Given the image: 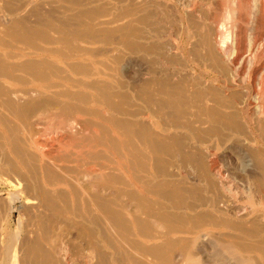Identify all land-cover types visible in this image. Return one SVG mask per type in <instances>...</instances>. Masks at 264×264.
<instances>
[{
	"label": "rangeland",
	"instance_id": "374dc122",
	"mask_svg": "<svg viewBox=\"0 0 264 264\" xmlns=\"http://www.w3.org/2000/svg\"><path fill=\"white\" fill-rule=\"evenodd\" d=\"M196 1L0 0V165L15 170L23 264H264V155L230 107L255 91L264 20L248 80L225 93L211 80L226 73L210 47L230 3ZM250 1L238 73L256 48ZM70 119L74 130L63 129Z\"/></svg>",
	"mask_w": 264,
	"mask_h": 264
},
{
	"label": "bare ground",
	"instance_id": "6f19581e",
	"mask_svg": "<svg viewBox=\"0 0 264 264\" xmlns=\"http://www.w3.org/2000/svg\"><path fill=\"white\" fill-rule=\"evenodd\" d=\"M217 1V0H216ZM215 1V2H216ZM226 2L230 3V7L228 6L227 8H225V12L223 13V17L220 19V17L218 18V22H217V27H216V35H215V39L214 40V44L213 47H210L214 49L215 51V55L217 54L220 63H218V68H221L222 72H225L226 74L221 75V73H216L220 70L216 69L213 70V72H211V80L221 84L220 87H216L217 89H223V92H225L226 90H230L231 87L233 85L237 84V81L239 84H244L246 83V81L249 78L250 72L252 70V66L254 64L255 58L258 57L261 52H260V48L258 46L260 39V35L258 34V30L261 26V23L259 21V17L260 15H262L263 20H264V0H251V3H248L249 5L246 7H249V10L247 11V15L249 16V20L246 22V20H244L246 23H249L248 26V31L246 29V31L248 32V39H249V43L252 47H256L255 51L253 53V55L251 57H249L247 59L246 58V62L245 64V68L244 71L242 70V74L238 73L237 69L238 64L235 61H238L240 57L239 55V36H240V27H241V23L239 22L241 16L243 17L244 11H243V5L241 4V0H224ZM189 2V1H188ZM214 2V1H213ZM214 2V3H215ZM193 6H195V4L197 3L196 0H192ZM217 4V3H216ZM214 4V5H216ZM228 4V3H227ZM207 5V4H206ZM211 5V4H209ZM191 6V5H190ZM192 6V7H193ZM156 7V6H155ZM189 7V6H188ZM196 7V6H195ZM212 8V7H211ZM216 8V7H215ZM221 8V9H222ZM218 11V10H217ZM246 11V10H245ZM184 14V13H183ZM164 15V14H163ZM169 15V14H168ZM190 15V12H189ZM194 15V14H193ZM206 15V14H205ZM146 16V15H145ZM167 16V15H166ZM215 16V15H214ZM213 17V15H212ZM261 17V18H262ZM211 18V17H210ZM244 18V17H243ZM140 19V18H139ZM212 20V19H211ZM216 20V19H214ZM213 20V21H214ZM262 20V19H261ZM192 21V20H191ZM211 21V22H213ZM242 21V20H241ZM243 21V22H244ZM157 22V21H156ZM190 22V21H189ZM209 22V21H208ZM216 22V21H215ZM213 24V23H212ZM211 25V24H210ZM260 25V26H259ZM214 26V25H213ZM262 27V26H261ZM196 28V27H195ZM213 28V27H211ZM246 28V26H245ZM264 28V27H263ZM262 28V29H263ZM205 29V27H204ZM209 29V28H208ZM175 31V30H174ZM210 31V30H208ZM242 31V30H241ZM264 31V30H263ZM165 32V30H164ZM243 32V31H242ZM246 32V33H247ZM262 32V31H261ZM159 33V30H158ZM163 33V32H162ZM208 33V32H207ZM155 34V33H154ZM167 35V34H166ZM214 35V34H213ZM264 35V34H263ZM262 35V36H263ZM156 36V35H155ZM177 36V35H176ZM206 36V35H205ZM210 36V35H209ZM242 36V35H241ZM211 37V36H210ZM214 37V36H213ZM247 38V37H246ZM163 39V38H162ZM206 39V38H205ZM209 39V38H208ZM241 39V38H240ZM244 40V39H243ZM247 40V39H246ZM209 41V40H207ZM166 43V42H165ZM243 43V42H242ZM240 43V45L242 44ZM248 43V40H247ZM168 44V43H167ZM209 44V42H208ZM260 44V43H259ZM170 45V44H169ZM212 45V44H211ZM249 45V44H248ZM201 46V45H200ZM208 47V46H207ZM249 47V46H248ZM251 47V48H252ZM156 49V48H155ZM243 49V48H241ZM168 50H171L170 48ZM213 51V50H212ZM213 51V52H214ZM208 52V50H207ZM157 53V52H156ZM241 53V52H240ZM178 55V54H177ZM207 55V54H206ZM196 56V55H194ZM213 56V55H212ZM249 56V55H248ZM215 57V56H213ZM216 58V57H215ZM235 58V59H234ZM243 58V60H244ZM198 59V58H197ZM173 60V59H172ZM200 61V60H199ZM259 61V60H258ZM175 62V61H174ZM218 62V61H216ZM237 63V64H236ZM220 64V65H219ZM260 64V63H258ZM263 64V63H262ZM261 64V65H262ZM237 65V66H236ZM242 65V64H241ZM212 66V65H211ZM243 66V65H242ZM215 67V66H214ZM261 67V66H260ZM209 68V67H208ZM257 69V68H256ZM175 71V70H173ZM259 71V70H258ZM259 74V75H258ZM258 78L255 77L254 80V86H255V91L250 92L248 89H245L242 91L243 92V96L241 97V101L242 104L238 101H236L235 99H233L232 105H230V107L233 109L232 110V116L235 117L236 119H238V126H239V130H242L245 140L248 142L249 146H251L254 150H256V152L261 153V155H264V64L262 65V67L260 68V71L258 72ZM252 75V74H251ZM253 76V75H252ZM228 77V78H227ZM193 78V77H192ZM189 79V78H188ZM199 79V78H198ZM197 79V82L199 81ZM253 79V78H252ZM251 79V80H252ZM178 80V79H177ZM169 81V80H168ZM184 81V80H183ZM167 83V81H165ZM164 82V83H165ZM170 82V81H169ZM186 82V81H185ZM161 83V82H160ZM252 83V82H251ZM163 84V83H162ZM171 84V83H170ZM183 84V83H182ZM200 84V83H199ZM202 84V83H201ZM237 84V86L239 85ZM253 84V83H252ZM195 85V84H194ZM219 86V85H218ZM240 86V85H239ZM161 87V85H160ZM159 87V88H160ZM174 87V86H173ZM215 87V86H214ZM223 87V88H221ZM156 88V87H155ZM178 88V87H177ZM252 88V87H251ZM254 88V87H253ZM157 89V88H156ZM182 89V88H181ZM208 89V88H207ZM215 89V88H214ZM162 90V89H161ZM211 90V89H210ZM169 91V90H168ZM193 91V90H192ZM195 91V90H194ZM206 91V90H205ZM204 91V92H205ZM220 91V90H219ZM172 92V91H171ZM237 92V91H235ZM241 92V91H240ZM198 93V92H196ZM201 93V92H200ZM208 93V92H207ZM226 93V92H225ZM232 93V92H231ZM180 94V93H179ZM204 94V93H203ZM213 94V92H212ZM240 94V93H239ZM194 95V94H192ZM202 95V93H201ZM211 95V94H210ZM221 95V94H220ZM241 95V94H240ZM181 96V94H180ZM212 96V95H211ZM214 96V95H213ZM239 96V95H238ZM183 97V96H182ZM217 97V96H215ZM237 97V96H236ZM235 97V98H236ZM179 98V97H178ZM195 98V97H194ZM198 98V97H196ZM202 98V97H201ZM213 98V97H212ZM164 99V98H162ZM188 99V98H187ZM206 99V98H205ZM220 99V98H219ZM218 99V101H220ZM167 99H165L166 101ZM186 100V99H185ZM170 101V100H168ZM209 101V100H208ZM182 102V101H181ZM187 102V101H186ZM175 103V102H174ZM173 103V104H174ZM161 104V103H160ZM184 104V103H183ZM231 104V103H230ZM168 105V104H167ZM171 106V105H170ZM181 106V105H180ZM229 106V105H228ZM211 108V107H210ZM143 109V108H142ZM180 110V109H179ZM156 111V110H155ZM216 111V110H215ZM221 112V110H220ZM177 114V113H176ZM225 114V113H224ZM228 114V112H227ZM191 115V114H190ZM210 115V114H209ZM208 115V116H209ZM218 115V114H217ZM52 116V115H51ZM189 116V115H188ZM210 117V116H209ZM219 117V115H218ZM222 117V116H220ZM225 117V116H224ZM227 117V116H226ZM225 117V118H226ZM53 118V117H52ZM212 118V117H210ZM217 117H214V119ZM228 118V117H227ZM221 119V118H219ZM223 119V118H222ZM74 120V119H73ZM73 120H67L64 122V124H62V128H67V130H71L74 127L73 124ZM224 120V119H223ZM233 120V119H232ZM202 121V120H200ZM217 121V120H216ZM221 121V120H220ZM231 121V120H230ZM218 122V121H217ZM223 122V121H221ZM220 122V123H221ZM224 123V122H223ZM51 124V123H50ZM222 124V123H221ZM219 124V125H221ZM214 125V124H213ZM229 125V123H228ZM61 126V125H59ZM224 126V125H222ZM226 126V124H225ZM231 127V126H230ZM63 128V129H64ZM228 128V127H226ZM237 128V127H235ZM219 130H221V132H223L222 127H218ZM74 130V128L72 129ZM229 130V129H228ZM231 130V129H230ZM229 130V131H230ZM237 130H234V132ZM214 132V131H213ZM207 133V132H206ZM239 133V132H238ZM221 134V133H219ZM228 134V133H227ZM222 135V134H221ZM225 135V134H224ZM219 136V135H218ZM223 136V135H222ZM221 136V137H222ZM219 137V138H221ZM71 138V137H70ZM205 139V138H204ZM211 140V138H209V141ZM224 140V139H223ZM35 143V142H34ZM213 145V144H212ZM2 147V145H1ZM213 148V147H212ZM251 148V149H252ZM246 150V149H245ZM12 151V150H11ZM13 152V151H12ZM207 152H208V157H207V164L208 167L211 169V171L213 169L216 168L217 166V162L214 158V152L212 151V149L207 148ZM247 153V152H246ZM251 153V152H250ZM42 154V153H41ZM253 155V154H252ZM260 155V154H259ZM260 155V156H261ZM250 156V155H249ZM258 156V155H257ZM2 157V156H1ZM7 158V157H6ZM8 159V158H7ZM11 159V158H9ZM6 161V159H5ZM260 162V161H259ZM258 163V162H257ZM5 164V166H4ZM206 165V164H205ZM248 165V164H247ZM251 165V164H250ZM256 165V164H255ZM262 167V166H261ZM220 168V167H219ZM251 168V167H250ZM258 169V168H256ZM264 169V167H263ZM3 170V171H2ZM248 170V169H247ZM260 170V169H259ZM14 166L12 164V160H8L4 163V161H1V165H0V190L1 188L4 186L8 187L7 190V195H6V201L8 202L7 204V211H6V230L4 231V234H0V264H23V258L20 256H18L17 252H16V248H15V238L13 236V231L11 230V213H12V209H13V201L15 198L16 193L14 194L12 187H13V182H14V177H15V172H14ZM215 171V170H214ZM219 171V169H218ZM248 172V171H247ZM264 172V171H263ZM256 173V172H254ZM223 174V173H222ZM251 174V173H250ZM4 177H3V176ZM228 175V174H227ZM17 176V175H16ZM226 176V175H225ZM223 175V178L225 177ZM222 177V175H221ZM257 177V176H256ZM229 178V177H228ZM259 178V177H258ZM221 180V179H220ZM219 180V181H220ZM228 180V179H227ZM226 180V181H227ZM251 180V179H250ZM263 180V179H262ZM261 180V181H262ZM257 181V180H256ZM255 181V182H256ZM260 181V180H258ZM240 182V181H239ZM222 184V182H221ZM253 184V183H252ZM258 185V184H257ZM231 181H227V183H225L224 185H222V188L224 191L230 192L231 191ZM241 187V186H240ZM259 187V186H258ZM257 187V188H258ZM264 187L261 186V188ZM242 188V187H241ZM249 188V187H248ZM244 189V187H243ZM260 189V187H259ZM259 189L257 191H259ZM232 192V191H231ZM253 192V191H252ZM250 193V192H249ZM260 193V202L262 205H264V188L262 190L259 191ZM222 195V194H221ZM225 196V195H224ZM233 196V195H232ZM219 197V196H218ZM250 198V197H249ZM211 199V198H210ZM248 199V198H247ZM254 201V200H253ZM259 202V203H260ZM211 204V203H210ZM228 204V203H227ZM222 208V207H221ZM1 209V208H0ZM252 209V207L250 208ZM226 210V209H223ZM245 210V208H244ZM247 211V210H246ZM223 212V211H222ZM253 212V211H252ZM257 213V212H256ZM224 214V212H223ZM226 214V213H225ZM224 214V215H225ZM229 214V212H228ZM246 215V214H245ZM257 215V214H256ZM241 216V215H240ZM227 219V218H226ZM241 220V219H240ZM247 222V220H245ZM257 222V221H256ZM238 224V223H236ZM254 224V223H253ZM230 225V224H228ZM240 225V224H239ZM242 225V224H241ZM245 225V224H244ZM233 226V225H232ZM255 226V224H254ZM243 227V226H242ZM231 228V227H230ZM241 228V227H240ZM248 228V227H247ZM257 230V229H255ZM263 230V229H262ZM258 232V231H256ZM245 233V232H244ZM229 234V233H228ZM258 234V233H257ZM257 236V235H256ZM22 239V238H21ZM19 245V244H18ZM22 245V244H21ZM26 247V246H25ZM18 248V247H17ZM25 252V250H22ZM28 251V248H27ZM27 253V252H26ZM264 255V254H263ZM24 256V255H23ZM42 257V256H41ZM21 259V260H20ZM37 259V258H35ZM45 259V258H44ZM60 259V258H59ZM46 260V259H45ZM22 261V262H21ZM31 261V260H30ZM41 262V261H40ZM43 262V260H42ZM41 262V263H42ZM27 264V263H26ZM32 264V263H31ZM44 264V263H43ZM47 264V263H46Z\"/></svg>",
	"mask_w": 264,
	"mask_h": 264
}]
</instances>
